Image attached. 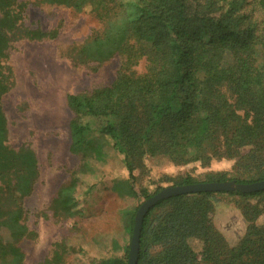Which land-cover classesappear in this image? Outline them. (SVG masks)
Instances as JSON below:
<instances>
[{
    "label": "trees",
    "instance_id": "16d2710c",
    "mask_svg": "<svg viewBox=\"0 0 264 264\" xmlns=\"http://www.w3.org/2000/svg\"><path fill=\"white\" fill-rule=\"evenodd\" d=\"M42 2L88 11L102 21V31L75 49V60L128 53L149 61L145 73L120 72L106 87L67 95V104L78 114L69 123L70 150L79 155L86 171H90L88 159H104L109 141L133 183L135 153L165 154L180 163L200 160L205 141L219 131L223 135L218 150L232 156L246 147L249 158H264V0ZM21 6L18 0H0V264L23 263L19 242L32 233L24 224L21 201L31 193L38 177L34 151L25 144L17 148L8 144L1 105L11 86V70L5 63L7 33L16 27ZM253 9L262 14L260 21L251 19L247 10ZM54 32L28 29L25 36L39 40L54 36ZM80 116L110 119L90 125ZM257 177L264 179V173ZM80 178L79 172L73 171L57 190L50 203L54 216L76 213L78 194L89 188ZM228 180L252 182L221 175L197 181L186 175L174 185ZM127 193L136 195L132 186ZM140 195L151 196L146 191ZM222 196L246 201L241 215L247 225L239 242L231 247L204 212ZM253 199L256 201L250 202ZM187 200H192L189 203L196 210L188 207V212L171 213L170 207H164L172 203L179 209ZM203 204L208 206L199 207ZM135 211L128 214L124 227L128 235L132 234ZM258 216L264 217V190L198 192L160 200L142 218L137 264H143V259H148V264H197L196 254L187 244L192 240L201 241L208 264H264V220L257 223ZM151 236L162 248L154 258L149 256L151 245L144 246L145 238ZM75 252V246L65 240L54 243L45 264H65L67 256ZM96 264L126 262L111 257Z\"/></svg>",
    "mask_w": 264,
    "mask_h": 264
},
{
    "label": "rangeland",
    "instance_id": "374dc122",
    "mask_svg": "<svg viewBox=\"0 0 264 264\" xmlns=\"http://www.w3.org/2000/svg\"><path fill=\"white\" fill-rule=\"evenodd\" d=\"M18 1L22 2L21 17L16 27L7 33L5 63L11 70V86L3 95L1 105L7 122L8 144L12 148L22 144L29 146L38 163V177L32 191L21 201L24 224L32 233V237L19 242L24 254L22 264H45L52 255L54 243L64 240L75 246L76 251L67 256L65 264H79V261L96 264L100 259L111 257H118L127 264L131 235L124 227L128 223V214L137 210L146 199L140 191L152 196L164 187L176 186L174 183L186 175L197 181L219 175L254 181L264 173V158H249L246 147L239 148L232 156L225 150H218L223 135L220 131L205 141L204 157L200 160L180 163L165 154L135 153L133 183L128 181L121 156L112 150L109 141L104 159H88L90 171H86L79 155L70 150L69 123L78 114L67 104V95L91 93L106 87L120 72L145 73L149 61L145 56L128 53L113 54L104 59L75 60V49L102 31V21L91 12L42 0ZM220 11L213 13L218 15ZM247 12L253 21L263 17L254 9ZM36 28L55 31V35L28 39L26 30ZM108 119V116H80L83 123L90 125H100ZM73 171L79 172L88 191L83 193L84 189L77 193L79 197L73 216H54L51 200L69 181ZM130 186L136 195L127 193ZM192 200L182 201L179 209L171 206L172 203L164 207H170L171 213L188 212V207H193L189 203ZM245 203V200L222 196L204 211L230 247L235 246L244 234L247 223L241 208ZM194 206L198 204L194 203ZM171 213L164 222L170 219ZM257 219L260 223L264 217ZM144 241V246L151 245L150 257L161 252L160 243L152 236ZM190 242L187 244L195 252L197 264H208L201 241ZM143 264H148V259H143Z\"/></svg>",
    "mask_w": 264,
    "mask_h": 264
},
{
    "label": "water",
    "instance_id": "95a60500",
    "mask_svg": "<svg viewBox=\"0 0 264 264\" xmlns=\"http://www.w3.org/2000/svg\"><path fill=\"white\" fill-rule=\"evenodd\" d=\"M238 190L241 193H250L264 190V179L252 181L249 183H236L234 180L212 181L191 183L184 185L164 187L152 196L146 198L137 208L134 215V225L129 244L127 264H137V255L139 250V236L141 221L146 212L158 201L167 199L172 196L198 192H220Z\"/></svg>",
    "mask_w": 264,
    "mask_h": 264
}]
</instances>
